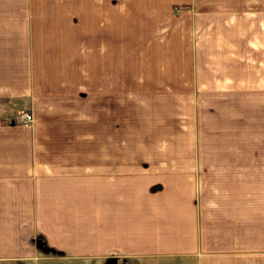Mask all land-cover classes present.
I'll return each instance as SVG.
<instances>
[{"label": "crops", "instance_id": "1", "mask_svg": "<svg viewBox=\"0 0 264 264\" xmlns=\"http://www.w3.org/2000/svg\"><path fill=\"white\" fill-rule=\"evenodd\" d=\"M112 258L264 264V0H0V264Z\"/></svg>", "mask_w": 264, "mask_h": 264}, {"label": "rangeland", "instance_id": "2", "mask_svg": "<svg viewBox=\"0 0 264 264\" xmlns=\"http://www.w3.org/2000/svg\"><path fill=\"white\" fill-rule=\"evenodd\" d=\"M121 67L122 66H110V67L107 66V72H110L111 75L106 74V79H109L108 81H110V78L113 75H114V77L118 76V74H120L123 71V70L120 69ZM178 67H181V66H177L176 72L179 71L178 70ZM212 68H217V66L213 65ZM220 69H225V66H220ZM121 76H123V75H121ZM113 83L114 84H118L117 81H114ZM165 100H166V98H163V100L158 101L159 103H158V105L155 106L154 111L157 114H164V115H166V113H168L167 111L169 109H171L173 111V113L171 115L170 114H167V115L168 116H173L174 115L175 118L173 120H174L176 126L177 125H181L183 123V120L184 119L182 117H180V116L182 115L183 112H185V109H184V106H183L184 98L183 97H174L173 101H171V100L168 101L169 107L166 106V101ZM134 101H136V100H133L132 102H134ZM132 102H129V103L130 104H133ZM107 104H110V103L107 102ZM142 106L144 108H146V105H143L142 104ZM186 110L187 111L189 110L188 107H186ZM106 114L108 115L109 112H106ZM129 115H131V114H129V113L128 114L121 113L120 114V118H121L122 121H125L126 119H128V116ZM117 120H119V119L117 118ZM177 129H178V127H176V131L178 132L179 129L178 130ZM107 133L108 132L106 130V135H107ZM131 135L132 134L129 133L128 130H122V132H118V131L116 132L115 131L114 138L117 139L120 136V138L122 139L123 136H125L126 141H129ZM115 147L116 146H113V145L112 146H109V147L107 146L106 147V151L112 152L115 149ZM123 147L124 148H122L121 151H124V152H126L128 154H133V152H135V149H136V145L133 144V143H127ZM213 148H214V151H216V148H219V147H217V146H206L205 147V149L207 151H213ZM220 148H223V147H220ZM176 151H179V146H177V144H176ZM99 262H100V264H137L135 261L124 260V259H118L117 260V259H114V258H112V259H100Z\"/></svg>", "mask_w": 264, "mask_h": 264}, {"label": "built area", "instance_id": "3", "mask_svg": "<svg viewBox=\"0 0 264 264\" xmlns=\"http://www.w3.org/2000/svg\"><path fill=\"white\" fill-rule=\"evenodd\" d=\"M15 124L28 126L34 121L33 113L26 109H20L12 120Z\"/></svg>", "mask_w": 264, "mask_h": 264}, {"label": "trees", "instance_id": "4", "mask_svg": "<svg viewBox=\"0 0 264 264\" xmlns=\"http://www.w3.org/2000/svg\"><path fill=\"white\" fill-rule=\"evenodd\" d=\"M13 123V122H12Z\"/></svg>", "mask_w": 264, "mask_h": 264}]
</instances>
